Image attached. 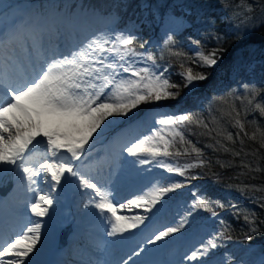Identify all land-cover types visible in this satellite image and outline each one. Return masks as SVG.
Returning a JSON list of instances; mask_svg holds the SVG:
<instances>
[{
    "label": "snow or ice",
    "instance_id": "1",
    "mask_svg": "<svg viewBox=\"0 0 264 264\" xmlns=\"http://www.w3.org/2000/svg\"><path fill=\"white\" fill-rule=\"evenodd\" d=\"M109 7L85 0L0 2V177L14 173L20 192L14 220L6 231L0 228V264H40L43 218L53 217L59 202L54 194L66 184H75L88 196L84 207L97 210L107 225L103 231L112 238L105 243L127 249V258L101 262L89 254L84 259L83 253L91 250L78 242L61 264H159L154 254L186 227H193L198 210L210 213L219 230L214 226L206 231L172 264H249L243 255L219 251L231 236L230 225L217 209L230 207L237 218L243 217L249 233L258 231L256 212L210 197L192 185L200 178L192 170L211 169L205 152L211 149L230 154L232 159L215 162L221 168L239 167L237 179L255 180L264 172L260 163L264 157L259 156L264 149V88L243 83L242 93L230 89L215 95L207 115L165 105L181 94V84L171 78L174 63L180 68L177 75L183 88L189 89L208 78L196 69L217 65L224 49L206 50L188 36L196 47L186 51L177 35L188 21L184 15L170 14L161 18L163 37L154 45L157 54L150 40L139 42L138 19L129 17L120 27L123 18L117 9L126 10L127 4ZM257 7L264 14L259 0H241L233 12L242 17L237 27L254 32L264 26V19L257 22L252 15ZM142 105L151 106L143 116ZM114 131L103 156L93 150L99 138ZM189 135L207 136L209 142L198 147ZM246 141L259 147L246 149ZM182 157L193 158L181 163ZM236 157L241 158L239 165ZM120 161L127 162L141 180L154 169L162 171L137 189L140 194L125 198L120 195ZM211 175L219 181L218 174ZM189 185L191 200L178 210L179 220L150 225L159 219L168 194ZM228 187L264 209V184L241 179ZM134 209L142 212L118 214Z\"/></svg>",
    "mask_w": 264,
    "mask_h": 264
},
{
    "label": "rangeland",
    "instance_id": "2",
    "mask_svg": "<svg viewBox=\"0 0 264 264\" xmlns=\"http://www.w3.org/2000/svg\"><path fill=\"white\" fill-rule=\"evenodd\" d=\"M125 1L128 0H100V1H88L86 3H91L97 7H101L102 5H107L109 8L108 10H111L109 7L112 4L115 3H121L124 4ZM0 2L4 3H19L21 0H0ZM31 2H37V0H31ZM140 4H137V11H135V16H133L132 10L123 8L117 9V12H119L120 16L123 18L120 27H123L124 24L128 21L129 17H132V19L137 20L140 26V31L143 26L147 29V32L144 34L147 36L146 40H150L152 43L150 47L154 48V45L157 42L162 43V37H163V27L164 25L161 23V18L170 14H175L177 16L184 15L185 18L188 21V26L185 28L184 31L179 33L177 35V40L180 43V46L183 47L186 51L189 49H195V45H192L190 41H188V36H192L193 39L199 40L201 42V45L206 50H211L209 48H206L207 45H210L207 43V40L211 37L218 36L217 33H212L210 31L211 29H217L220 25H222V28L227 31H230L234 34L235 40L234 42L240 43L242 40H245L249 35H251L253 32L245 31L244 26L240 25V27H237V25L240 24V21L242 17L235 16L233 14L234 9L237 4L241 3V0H138ZM247 3H254V0H246ZM260 4V0H259ZM261 4L264 5V3L261 1ZM211 9L215 10L216 15L211 13ZM240 11H243V9H240ZM245 15H248V13H244ZM187 15H194L193 18H187ZM252 15L255 17L256 21L259 22L261 19H264V14L260 12L259 7L256 8V11L252 13ZM220 31H223L222 29ZM155 33V34H154ZM183 36V37H179ZM216 40V39H215ZM204 41V43H203ZM217 48V47H215ZM253 48H250L249 50H252ZM189 54H192L189 52ZM221 58L219 59L217 65H215V70L217 71V68L221 66L224 58L220 54ZM253 66V63L247 66L246 71L250 72V68ZM214 67H212L214 69ZM176 68V69H175ZM203 69L206 68H197L196 71H203ZM180 71V68L177 64V67H171V78L173 82L181 84V94L177 98V100H169L166 102H163L165 105L168 106H178L184 104L186 101L190 99L191 94H194L196 90H198L200 83L202 81L195 84V86L185 89L183 88V81L180 79V77L177 75V73ZM204 72V71H203ZM257 73V71H256ZM188 97V98H187ZM180 103V104H179ZM145 105L140 106V114L146 115V109H144ZM141 109L143 111H141ZM159 110V109H157ZM165 110H168L167 108ZM120 129H117L116 131H119ZM116 135V132H112L110 135L107 136V138L101 137L97 140L96 145H94V151H99V154L101 156L104 155L103 149L104 146L112 139L113 136ZM126 155V154H125ZM130 159V158H129ZM181 163L186 162L187 160H190V158L182 157ZM121 167V182H120V195L124 196L125 198H131L130 193L135 192L136 194H140V192L137 191L140 187H142L143 184L147 183L148 180L152 179L153 177H156L159 175V173L162 170L154 169L151 174H144V179L141 180L138 177H136L135 172L131 170V166L125 162L122 161ZM15 178V174H14ZM16 179V178H15ZM176 179H183L180 177H176ZM203 178H199L197 180L192 181V185H195L197 188H202L206 190L207 194L214 198V199H222L224 198L225 202L224 204H230L231 197L226 191L225 188H220L215 186L216 192L220 194L216 197L215 191H209L205 189L204 186H197L198 183H203ZM192 185H189L182 189H177L174 193H169L167 201L165 203L164 209L162 210V213L157 221L149 222L150 225L158 224V223H168V222H176L179 220V215H177L178 210L182 209L183 206H186L187 203L191 200V188ZM231 191H233L234 195L237 197L240 194L239 192L232 188ZM77 193L78 197H75L73 205H68L64 203L67 195L71 193ZM79 192V193H78ZM183 193V196L177 195L179 193ZM187 192H190L186 194ZM186 194V195H185ZM224 194V195H223ZM58 197V204L56 206V211L53 215L54 219L50 222V224L54 221V224L51 225V237L48 239V241H44L45 243L41 245L43 248V253L39 257L40 264H48L49 260H52L53 251L55 248H57L58 238L61 229L66 225H76L79 220L81 221L84 216L91 212H97L92 207L85 208L84 204L88 200V196L84 195L79 191L75 184L72 185H65L60 189L58 193H56ZM185 195V196H184ZM221 200V201H224ZM122 202V201H121ZM7 204H1L0 209ZM10 207V206H9ZM11 208V207H10ZM13 211H16V209H12ZM219 209H217L218 211ZM136 212H142L141 209H134L131 213H129L127 210H123L121 213L118 214H124V215H134ZM182 214V212H181ZM210 213H206L203 210H198V214H194L193 219V227H186L184 232L179 233L176 235L174 239H171L169 243L165 246H162L157 253L154 254L153 259L158 261L159 264H172V262L177 261L180 259L183 253L186 251H190L194 245L197 244V242L201 239V237L204 236V233L206 231H211L209 228L205 226V220L208 218V215ZM29 216H31V213H28ZM78 216V217H77ZM47 218H43L44 224L47 223ZM211 218V217H210ZM209 218V219H210ZM33 219H40L33 217ZM85 223H89V221H86ZM8 223V220H4L3 217H0V228H4L5 225ZM105 228L107 225L102 222L101 223ZM201 225H204V227H201ZM2 226V227H1ZM212 228V226H210ZM44 228V227H43ZM43 230V229H42ZM83 233L84 238L87 237V239L81 238L80 242H83L86 244V247L90 249V253L95 254L97 252H100L96 245H99L100 242H96L92 239L88 231H91L90 228L84 227ZM219 230V229H218ZM46 237V236H45ZM102 237H108L106 232H101V235L98 237V239L101 241ZM103 240V239H102ZM50 243V245H48ZM224 247H222L219 251L221 253L228 252V253H235L238 256L243 255L244 259L249 262V264H260L261 260L264 259V244L259 242H254L251 240L243 239H235L231 237L230 240H225L222 242ZM72 246V245H71ZM71 246L69 248H71ZM68 248V249H69ZM127 250V249H126ZM85 253V252H84ZM86 252V255H84V259H87L89 254ZM127 255V254H126ZM96 259L95 261H101L105 262L104 257L101 255H93ZM66 258V255L63 256V258L60 257L59 263L61 264L62 261H64ZM104 261H103V260Z\"/></svg>",
    "mask_w": 264,
    "mask_h": 264
},
{
    "label": "trees",
    "instance_id": "3",
    "mask_svg": "<svg viewBox=\"0 0 264 264\" xmlns=\"http://www.w3.org/2000/svg\"><path fill=\"white\" fill-rule=\"evenodd\" d=\"M264 3V0H260ZM127 4H129V8L137 6L138 0H128ZM134 9H137L134 7ZM211 13L216 15L215 10L211 9ZM194 15H187V18H193ZM223 31H220V30ZM212 33H217L222 39L217 42L214 37H211L207 40L206 48H215L220 47L224 49L222 53V57L224 58L220 67L217 68V71L213 68L203 69L204 72L208 74V78L202 83H200L198 90L191 94L190 99L186 101L182 105L176 106L180 110H189L193 112H203L205 115L206 109L208 107V102L215 95H222L230 89H236L239 92H243L241 85L243 83H255L258 87L264 88V26L258 28L251 35H249L245 40H242L240 43L234 42L236 39L234 34L230 31H227L226 28L223 29L222 25H220L217 29L210 30ZM139 42L147 39L143 36L142 33L138 34ZM183 37V36H179ZM236 41V40H235ZM204 43V41H203ZM253 48L252 50H249ZM154 50V49H153ZM154 51L158 50L155 49ZM253 63V66L250 68V72L246 71L248 65ZM173 67H177V64H173ZM176 69V68H175ZM257 71V73H256ZM251 118V117H249ZM261 125H264V120L261 121ZM229 130L235 133V129H232L229 126ZM251 130V129H249ZM189 139L193 141V143H197L198 147L204 148V145L209 142V138L207 136H196L189 135ZM239 148V143L236 145ZM252 147H259L252 142L246 141L245 148L250 149ZM206 158H210L212 161L211 169H194L192 170V174H199L201 178H203V183H198L197 186H204L205 189L209 191H215L216 197L220 194L216 192L215 186L225 188L229 196L231 197L230 202L238 203L244 208L254 210L257 214V225L258 231L255 233H249V227L245 223L243 217L237 218L233 210L230 207H226L224 209H219L221 218L227 221L230 225V230L227 235L235 239H243L246 235H251V241L259 242L264 244V223H260V221H264V209H261L257 206V204L253 203L250 199L246 198V196H242L240 193L239 196H235L232 188H229V184H237L240 183V180L243 179L245 183H255V184H264V172L258 173L257 179L251 180L247 177H242L240 179L236 178V173L240 171L239 167L235 168H221L218 164H216V159L219 158L221 160H229L232 159L230 154L227 153H213L211 149H205ZM260 157H264V149L260 150ZM192 159L193 157H187ZM240 157H236V164L239 165ZM248 159H255L254 157H249ZM262 167H264V159L260 160ZM211 173H216L219 176V181H215L214 177ZM235 189V188H234ZM224 195V194H223ZM256 195H260L257 193ZM224 200V198L220 199ZM226 200V199H225ZM222 201V202H225ZM226 206L229 204H225ZM211 215H208L210 218ZM212 228L215 226L216 229H219L218 221L210 222Z\"/></svg>",
    "mask_w": 264,
    "mask_h": 264
},
{
    "label": "bare ground",
    "instance_id": "4",
    "mask_svg": "<svg viewBox=\"0 0 264 264\" xmlns=\"http://www.w3.org/2000/svg\"><path fill=\"white\" fill-rule=\"evenodd\" d=\"M76 196L78 197V194L75 192L67 195L64 203H66L68 205H70V204L73 205ZM19 199H20V192L17 188V182H16L15 187L12 189L10 194L5 198V201H7L8 204H10L13 209H16ZM53 219H54V217L47 218L48 222L44 224L43 231H44L45 236H46L45 241L46 240L48 241V239L51 237V235H50L51 230H52L51 225L54 224V221L51 224H50V222ZM84 219H86V221H89V223L86 224ZM102 222H103V220L100 218L98 212H91V213L87 214L86 216H84V218H82L81 221L79 220V222H77L76 225H73V232L69 236L68 245H70V244L74 245L75 244L74 246H76V244L81 241V238H84V233H83L82 229H84V227H88L91 229V231H88V232H89L90 236L92 237V239L95 240L96 242H100V244H99L100 247H98V250H100V252H97V253L92 254V255H97V254L101 255L104 257V260L107 262H115V261L120 260L122 258L126 259L127 258V255H126L127 250L126 249H122L121 247H119L118 245H115V244H111V243L106 244L105 243V242L111 241L112 238L102 237L101 241L98 239V237L101 235V232H104L103 229H105V227L101 224ZM48 245H50V243ZM66 250H67L66 252H69L68 248ZM63 251L64 250H61V253ZM56 253H57V251H56ZM56 253H55V255H56ZM84 255H86V254L83 253V258H84ZM59 260H60V257L56 255L55 258H53L52 260H49L48 264H58Z\"/></svg>",
    "mask_w": 264,
    "mask_h": 264
},
{
    "label": "water",
    "instance_id": "5",
    "mask_svg": "<svg viewBox=\"0 0 264 264\" xmlns=\"http://www.w3.org/2000/svg\"><path fill=\"white\" fill-rule=\"evenodd\" d=\"M11 187H12V173H8L0 181V193L5 195L11 189ZM70 231H71L70 226L62 230L60 242H59L60 247H62L66 243V237Z\"/></svg>",
    "mask_w": 264,
    "mask_h": 264
}]
</instances>
